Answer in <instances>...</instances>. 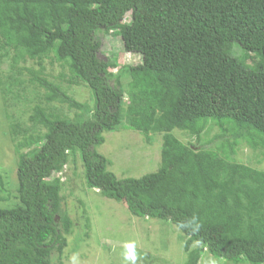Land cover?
<instances>
[{
  "label": "trees",
  "instance_id": "16d2710c",
  "mask_svg": "<svg viewBox=\"0 0 264 264\" xmlns=\"http://www.w3.org/2000/svg\"><path fill=\"white\" fill-rule=\"evenodd\" d=\"M97 30L118 31L123 50L140 57L126 70L125 108L117 77L98 59ZM232 44L259 62L245 66L230 55ZM6 50L22 61L53 55L89 89L92 107L40 76L42 68L32 76L44 106L32 108L33 133L24 131L14 147L18 205L0 209V264H52L53 252L62 255L74 225L58 180H46L76 154L88 189L138 218L169 222L186 238L185 264H198L204 250L232 264H264V171L228 161L238 140L221 141L217 154L171 134L198 138L211 121L264 150V0H0V54ZM123 119L133 132L161 134L155 173L117 179L96 152L102 133Z\"/></svg>",
  "mask_w": 264,
  "mask_h": 264
},
{
  "label": "rangeland",
  "instance_id": "374dc122",
  "mask_svg": "<svg viewBox=\"0 0 264 264\" xmlns=\"http://www.w3.org/2000/svg\"><path fill=\"white\" fill-rule=\"evenodd\" d=\"M129 23L130 14H125L122 24ZM95 38L101 43L98 59L108 62L109 72L117 77L125 108L130 82L126 70L140 64V57L123 50L118 31L97 30ZM229 53L247 67L259 62L255 55H244L236 44L231 45ZM0 55V209H10L18 205L14 147L22 141L24 131L33 133L28 122L32 108L38 104L44 106V91L30 83L32 76L42 68L40 76L89 108L92 107V96L84 84L71 80L67 65L57 62L51 54L40 61L19 60L11 50ZM14 60L18 62L14 63ZM54 110L69 118L75 115L59 105H54ZM171 134L194 151L211 150L217 154H220L221 141L238 140L234 148L228 149V161L264 171V150L251 149L238 136L224 135L211 121L205 123L198 138L177 130ZM101 136L105 141L96 152L106 159L107 170L117 179H139L159 169L161 134L144 136L133 132L123 119L120 126ZM37 147L22 149L20 154H30ZM83 173L80 157L76 154L69 157L61 173L46 180L48 183L58 180L63 208L74 225L71 234L65 237L67 245L62 255L52 253V264H185L183 245L186 238L174 226L129 213L123 204L88 189ZM126 243L135 245V262L124 258ZM197 247L194 244L191 249ZM198 264L232 263L213 258L204 250Z\"/></svg>",
  "mask_w": 264,
  "mask_h": 264
},
{
  "label": "clouds",
  "instance_id": "9594fccd",
  "mask_svg": "<svg viewBox=\"0 0 264 264\" xmlns=\"http://www.w3.org/2000/svg\"><path fill=\"white\" fill-rule=\"evenodd\" d=\"M191 221H196V218L195 217L190 218L188 221L185 222V225H182V226H191V223H190ZM199 227L200 225L197 223L195 227H192V230L198 231ZM134 248H135L134 243L125 244V249H126V253L124 256L125 260H131L133 262L136 261L137 257L135 255Z\"/></svg>",
  "mask_w": 264,
  "mask_h": 264
}]
</instances>
